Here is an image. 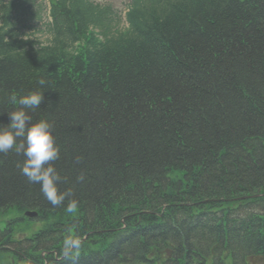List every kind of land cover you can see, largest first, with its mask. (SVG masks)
Wrapping results in <instances>:
<instances>
[{
	"label": "trees",
	"instance_id": "trees-1",
	"mask_svg": "<svg viewBox=\"0 0 264 264\" xmlns=\"http://www.w3.org/2000/svg\"><path fill=\"white\" fill-rule=\"evenodd\" d=\"M125 13L122 29L110 4L0 0V129L11 97L44 93L25 111L53 125L71 193L53 207L0 153V264H264V0Z\"/></svg>",
	"mask_w": 264,
	"mask_h": 264
},
{
	"label": "clouds",
	"instance_id": "clouds-1",
	"mask_svg": "<svg viewBox=\"0 0 264 264\" xmlns=\"http://www.w3.org/2000/svg\"><path fill=\"white\" fill-rule=\"evenodd\" d=\"M38 83L43 86L46 81L41 79ZM43 99L44 93L39 91L30 92L19 98L11 97L12 103H18L21 107L8 113L10 123L6 128L0 129V153L14 151L17 155H22L23 163L18 165L21 173L29 183L40 185L41 193L53 207H61L65 205L71 193L58 191L57 185L61 177L52 162L59 159L60 149L52 134L53 125L47 120L32 123L31 117L25 111L39 108ZM80 159L77 157V163ZM83 180V175L77 177L78 182ZM64 210L66 213H76L78 201L69 200ZM81 244L77 237L65 239L63 256L71 258L77 255Z\"/></svg>",
	"mask_w": 264,
	"mask_h": 264
},
{
	"label": "rangeland",
	"instance_id": "rangeland-1",
	"mask_svg": "<svg viewBox=\"0 0 264 264\" xmlns=\"http://www.w3.org/2000/svg\"><path fill=\"white\" fill-rule=\"evenodd\" d=\"M95 1H99V2H102V3H112L113 5H115L116 7L120 8V9H124V5L125 3L127 2V0H95ZM254 197L256 196H251V198H248V200L250 199H253ZM238 202H244V199H238Z\"/></svg>",
	"mask_w": 264,
	"mask_h": 264
},
{
	"label": "water",
	"instance_id": "water-1",
	"mask_svg": "<svg viewBox=\"0 0 264 264\" xmlns=\"http://www.w3.org/2000/svg\"><path fill=\"white\" fill-rule=\"evenodd\" d=\"M29 217H31V218H33V217H35V215L34 214H27Z\"/></svg>",
	"mask_w": 264,
	"mask_h": 264
}]
</instances>
